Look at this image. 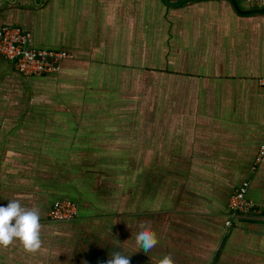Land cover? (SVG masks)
Wrapping results in <instances>:
<instances>
[{
	"label": "crops",
	"instance_id": "1",
	"mask_svg": "<svg viewBox=\"0 0 264 264\" xmlns=\"http://www.w3.org/2000/svg\"><path fill=\"white\" fill-rule=\"evenodd\" d=\"M239 6L0 0V27L75 57L29 77L0 56V206L19 199L42 226L38 252L14 241L0 264H105L138 247L141 220L159 243L131 264H264V220L226 225L245 180L264 207V4ZM63 199L75 219L50 217Z\"/></svg>",
	"mask_w": 264,
	"mask_h": 264
},
{
	"label": "built area",
	"instance_id": "2",
	"mask_svg": "<svg viewBox=\"0 0 264 264\" xmlns=\"http://www.w3.org/2000/svg\"><path fill=\"white\" fill-rule=\"evenodd\" d=\"M246 4H264V0H237ZM30 34L17 25L0 27V56L11 62L24 76L37 77L61 70L62 63L74 59V54L63 50H43L26 47ZM264 85V80L261 83ZM258 151L255 164L264 162V140ZM250 182L243 181L229 199V219L226 225L232 226V218L238 215L257 216L264 220V207L247 196ZM77 204L69 199L56 200L50 209V217L56 221L73 220L77 216Z\"/></svg>",
	"mask_w": 264,
	"mask_h": 264
},
{
	"label": "clouds",
	"instance_id": "3",
	"mask_svg": "<svg viewBox=\"0 0 264 264\" xmlns=\"http://www.w3.org/2000/svg\"><path fill=\"white\" fill-rule=\"evenodd\" d=\"M41 227L39 210L22 207L19 199L9 200L6 206H0V247L7 248L14 241H19L26 252L36 253L42 248ZM158 243L150 222L141 220L139 231L135 234V244L138 247L129 255L118 246L119 250L112 251L105 264H131V256L134 252L143 250L149 253ZM156 264H175V262L172 254L167 253L158 259Z\"/></svg>",
	"mask_w": 264,
	"mask_h": 264
},
{
	"label": "water",
	"instance_id": "4",
	"mask_svg": "<svg viewBox=\"0 0 264 264\" xmlns=\"http://www.w3.org/2000/svg\"><path fill=\"white\" fill-rule=\"evenodd\" d=\"M188 0H177V1H171V0H163V2L171 7V8H177L178 6H180L181 4H183L184 2H186ZM233 7L238 10L240 12V6L237 0H230ZM26 47H28V44L26 45Z\"/></svg>",
	"mask_w": 264,
	"mask_h": 264
},
{
	"label": "rangeland",
	"instance_id": "5",
	"mask_svg": "<svg viewBox=\"0 0 264 264\" xmlns=\"http://www.w3.org/2000/svg\"><path fill=\"white\" fill-rule=\"evenodd\" d=\"M239 2V4L240 5H245L246 3H243V2H241V1H238Z\"/></svg>",
	"mask_w": 264,
	"mask_h": 264
}]
</instances>
